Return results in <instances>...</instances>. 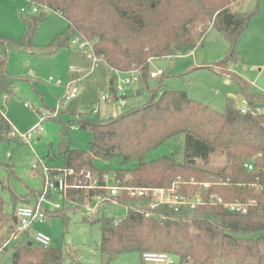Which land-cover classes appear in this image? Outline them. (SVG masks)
<instances>
[{
  "label": "trees",
  "instance_id": "16d2710c",
  "mask_svg": "<svg viewBox=\"0 0 264 264\" xmlns=\"http://www.w3.org/2000/svg\"><path fill=\"white\" fill-rule=\"evenodd\" d=\"M239 1L243 0H30L40 8L38 14L23 19L21 39L0 38V46L6 51L0 56V92L10 98H14L17 82L24 79L9 72L8 53L21 48L32 50L39 25L46 19V10L68 24L48 46L47 55L68 48L76 37L84 38L95 41L93 50L107 68L121 73L140 71L147 93L143 106L104 120H87L85 113H79L68 124L53 119L60 124L63 138L72 126L91 136L88 152L63 148L66 166L80 171L85 166L93 168L91 157L105 162L117 158L122 164L136 162L133 169L114 170L121 179L129 175L131 186L169 188L177 178L192 177L211 183L207 190L185 187L181 191L188 192L189 196L200 194L205 200L194 209L175 211L159 205L139 211L134 200L125 198L121 202L127 213L120 221L94 217L91 223L98 224L101 231L103 262L124 254L141 256L145 252H161L180 263L264 264V190L261 186L264 94L249 92L248 83L227 70L228 63H236L239 58L235 51L238 37L258 14L257 7L252 12H232L230 7ZM209 27L216 29L228 44L227 53L214 72L236 80L249 108L246 113L240 111L232 97L225 99V110L219 113L190 99L184 91H161V83L153 87L149 84V61L196 50ZM114 84V77L109 76L108 89L117 100ZM13 132L0 110V144L12 141L22 144ZM178 134L184 135L182 164L171 157L144 162L148 151ZM217 158L223 162L216 169L208 167ZM247 162L253 164V171L244 169ZM0 169L9 176L13 174L11 163L0 162ZM94 169H97L95 165ZM5 181L0 177V189L9 191ZM9 192L13 210L19 202H26V196H19L12 189ZM211 195L226 203L238 201L245 206V212H230L222 205L209 204ZM62 214L61 210L52 215ZM9 222L0 196L3 238ZM61 257L60 249L24 244L13 248L12 264H62ZM141 264L144 263L141 261Z\"/></svg>",
  "mask_w": 264,
  "mask_h": 264
},
{
  "label": "rangeland",
  "instance_id": "374dc122",
  "mask_svg": "<svg viewBox=\"0 0 264 264\" xmlns=\"http://www.w3.org/2000/svg\"><path fill=\"white\" fill-rule=\"evenodd\" d=\"M28 7V2L24 0H0V38L13 41L21 39L23 19L31 16ZM256 7L258 14L251 19L247 29L237 39L235 51L239 53V58L236 63H228L227 70L245 80L249 92L264 94V0L239 1L230 9L232 12H252ZM21 8L26 12L21 13ZM45 15L46 19L39 25L32 50L21 48L8 53L9 72L24 79L15 85L14 98L0 92V110L17 135L26 133L35 125L42 127V131L27 144L24 142L20 144L17 141L0 144V162L13 164V174L9 176L4 169H0V177L6 180L9 191L12 189L19 196H30L31 203L35 202L36 192L42 186V166L58 167L62 161L61 152L64 147L89 151L91 136L87 131L71 127L63 138L60 124L53 119L59 117L63 123L68 124L74 117L70 113L74 112L85 113V118L89 120H104L121 115L132 108L141 107L147 102V93L141 82L124 88L125 105L99 101L100 96L108 93L105 64L100 61L97 68L91 69V62L83 57L77 47L71 45L53 55H47L48 46L65 31L67 25L65 26L62 18L48 13L47 10ZM227 50L228 44L224 37L216 29L209 27L202 45L196 50L178 57L149 61L148 75L151 72L164 71L163 76L148 79L149 84L153 87L161 83V91L163 89L184 91L190 99L219 113L224 112L227 97L234 98L239 107L243 97L240 95L236 80L214 72ZM5 53V48L0 46V56ZM70 67H73L76 73H72ZM49 77L63 83L81 78L77 84L79 87L77 99L72 100L68 107H61L60 100L64 89L50 84ZM56 108L59 110L58 114L54 112ZM94 108H98V115L91 113ZM7 153L11 154V159L7 157ZM162 157H171L176 163H183V134L167 139L148 151L144 156V162L151 163ZM92 162L98 169L110 175L117 173L114 172L117 169L129 170L136 167V162L122 164L117 158L107 162L94 159ZM222 162L221 158H217L208 167L216 169ZM262 162L264 189V152ZM9 191L0 189V196L4 203V211L11 216L13 205ZM69 199L79 204L83 203V198ZM54 202L61 204L64 214L55 216L52 214L56 212L51 213L52 216H49L44 224H35L31 233L47 234L52 240L51 247L62 251V264H141V256L137 253L124 254L108 263L103 262L100 253L101 231L98 224L91 223L93 217L80 206H74L67 201L62 203L59 197H56ZM94 204L92 201L91 206ZM47 209L49 212L51 207L47 206ZM126 213L125 207L109 204L99 209L96 218L118 222ZM191 232L197 233L194 229H191ZM2 239L3 234L0 232V244ZM12 252V247L1 251L0 264H12ZM175 260L174 264H189L180 263L177 258Z\"/></svg>",
  "mask_w": 264,
  "mask_h": 264
},
{
  "label": "built area",
  "instance_id": "2783aa9c",
  "mask_svg": "<svg viewBox=\"0 0 264 264\" xmlns=\"http://www.w3.org/2000/svg\"><path fill=\"white\" fill-rule=\"evenodd\" d=\"M29 4L28 12L31 15L38 14L39 6L35 3ZM21 13L26 12L24 8L20 9ZM95 41H90L84 38H74L70 41L69 45L77 47L84 58L91 62V69L98 67V63L102 61L101 57L97 56L93 50ZM106 65V64H105ZM107 66V65H106ZM108 67V66H107ZM72 73H76L73 67L69 68ZM109 75L115 79L114 92L117 96V100L113 98L111 92L108 89V93L99 97V101H106L110 103H116L118 105H125V99L121 96H125L124 88L136 82H141L140 71H130L121 73L116 70L108 68ZM162 75V71L151 72L149 77L151 79L159 78ZM81 78L63 83L61 80L54 81L51 77L48 78V82L57 88H63L64 93L60 100V106L63 108L68 107L72 100L77 99L79 93L78 83ZM242 113H246L249 108L246 101H241L238 107ZM55 114H58L59 110H54ZM93 115H98V108H94L91 112ZM78 130L77 126H72ZM42 131L41 125H35L32 129L24 134L17 135L13 132V136L18 137L21 142L29 143V141L37 136ZM10 157V154H7ZM244 169L248 172L254 170L252 163H245ZM42 186L37 192L34 203H21L16 205L13 210L12 218L6 231L5 237L0 244V252L12 247L16 248L24 244H30L39 246L42 248H50L52 240L43 232L31 233V229L35 224H44L51 213L62 210V206L59 203L54 202L56 197L62 199V203L67 201L73 203L74 206H80L91 217H96L100 208L109 204H118L125 207V204L121 202L123 199H131L136 202L137 209H152L159 205H165L172 207L175 211L180 209H194L197 205L205 202L200 194L189 196L187 193L181 191L185 187H197L198 189L207 190L211 183L201 182L195 177L189 180H181L177 178L169 188L162 187H147V186H131L129 185L130 176L125 175L124 178H119L116 173L111 175L103 172L100 169H93L90 166H85L80 171H77L73 167L66 165L59 167H41ZM69 197L83 198V203L73 202ZM95 204L91 206V202ZM207 202L212 205H222L230 212H245V206L236 201L233 203L223 202L220 197L211 195ZM47 206L51 207L48 212ZM176 258L161 252H145L141 254V261L144 264H174Z\"/></svg>",
  "mask_w": 264,
  "mask_h": 264
},
{
  "label": "crops",
  "instance_id": "0c3cea01",
  "mask_svg": "<svg viewBox=\"0 0 264 264\" xmlns=\"http://www.w3.org/2000/svg\"><path fill=\"white\" fill-rule=\"evenodd\" d=\"M54 15H56V16H58V17H60L59 15H57V14H54ZM60 18H62V17H60ZM63 19V18H62ZM64 20V19H63ZM64 22H65V26L67 25L68 26V24H67V22H66V20H64ZM67 26H66V28H67ZM24 27V26H23ZM106 66V65H105ZM106 69H107V79H108V75H109V70H108V68H107V66H106ZM77 75H79L78 73H77ZM107 85H108V81H107ZM125 97H126V95H125ZM125 99V98H124ZM125 103H126V101H125ZM24 106H26V105H24ZM51 109H53V108H50V110ZM55 110V109H54ZM2 111V110H1ZM2 113H3V111H2ZM70 114H72L74 117H72L73 119L71 120V121H73V120H75L76 118H77V115H79V113H74V112H72V113H70ZM4 115V114H3ZM57 119H59V120H61V118H57ZM87 120H89L88 118H86ZM62 121V120H61ZM63 122V121H62ZM70 122V121H69ZM12 129H13V127H12ZM15 132V131H14ZM22 143V142H21ZM70 150H74V149H70ZM62 154H61V164L59 165V166H63V165H65V156L63 155V151L61 152ZM8 154V153H7ZM10 154V153H9ZM9 159H11L12 157H11V154H10V157H8ZM94 157H91V162L92 161H94ZM86 160H87V158H86ZM95 160H97V159H95ZM92 165H93V169H94V163L92 162ZM58 166V167H59ZM91 167V166H90ZM92 168V167H91ZM261 186H262V189H263V177H262V184H261ZM264 190V189H263ZM36 195H37V192H36ZM36 195H35V199H36ZM27 197V200H26V202H24V203H31L30 202V196H26ZM21 203H23V202H19L17 205H19V204H21ZM10 218H12V215L11 216H9V219ZM35 226V225H34Z\"/></svg>",
  "mask_w": 264,
  "mask_h": 264
}]
</instances>
